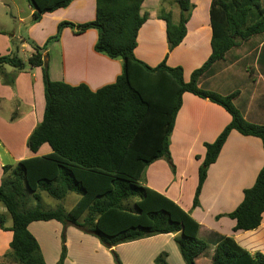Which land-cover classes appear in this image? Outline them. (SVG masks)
Returning <instances> with one entry per match:
<instances>
[{"label":"trees","instance_id":"1","mask_svg":"<svg viewBox=\"0 0 264 264\" xmlns=\"http://www.w3.org/2000/svg\"><path fill=\"white\" fill-rule=\"evenodd\" d=\"M27 1L35 23L44 13L66 7L72 0ZM142 1L95 0L92 20L80 24L59 22L55 34L42 45L31 42L34 51L27 64L42 69L45 107L26 145L36 152L46 143L50 151L2 168L0 202L11 218L9 253L20 264H46L28 225L49 220L95 236L111 249L114 264L121 261L112 247L156 234H174L185 264H197L199 257L208 255L210 245L198 237L200 224L173 200L142 182L143 171L154 160L165 157L172 166L169 136L185 92L220 105L231 117L214 141L204 143L193 206L199 204L209 165L217 159L232 130L260 138L264 149V124L248 121L234 105L239 90L220 94L199 86L200 78L230 49L264 32L261 1H210L211 53L187 81L180 66L170 67L165 59L150 66L136 57L138 31L147 18L140 14ZM176 1L180 8L177 23L172 22L169 13L161 15L169 50L183 40L189 17V0ZM64 27L76 34L90 28L97 30L94 49L121 61V73L115 82L93 91L84 83L70 85L50 79L43 52L51 41L59 40ZM3 65L19 71L25 62L14 53L5 54L0 55V69ZM42 192L57 200L69 192L79 197L69 209H47L40 203ZM30 200L35 201L34 205ZM263 212L264 164L253 185L243 190L240 203L225 215L235 221L233 231H247L260 225ZM5 221L6 215L0 213V228H7ZM62 248L57 264L64 263L65 240ZM154 262L169 264L163 252ZM210 264H264V255L250 254L228 235L215 245Z\"/></svg>","mask_w":264,"mask_h":264},{"label":"crops","instance_id":"2","mask_svg":"<svg viewBox=\"0 0 264 264\" xmlns=\"http://www.w3.org/2000/svg\"><path fill=\"white\" fill-rule=\"evenodd\" d=\"M210 1L189 0L186 34L177 46L169 50L166 23L161 15L169 13L172 22L177 23L180 18L177 1L143 0L140 14H146L147 18L138 31V43L134 50L136 57L150 66L165 59L166 65L170 67L180 66L184 80H189L191 72L200 67L211 53ZM260 1L264 6V0ZM24 3L26 9L20 10L19 1L0 0V30L5 32L0 33V55L13 54L14 48L17 51L19 46L26 47L30 51L29 56L34 51L29 44L24 43L22 36L15 37L22 42L20 45L12 42V35H16L22 24L27 23L29 26L27 37L42 45L55 34L59 22L80 24L95 16V0H72L66 7L44 13L34 23L31 21L33 9L27 0ZM96 39L97 30L94 28L76 34L69 27H64L59 40L51 41L43 52L50 79L70 85L84 83L93 91L115 82L121 73V61L97 52L94 49ZM251 39L230 49L222 60L231 55L232 64H235L243 57L253 58V64L249 66V75L253 80L250 96L246 104L240 103L242 91L239 90L234 105L248 121L264 124V36L254 42H250ZM249 42L252 44L246 47ZM27 59H24L22 70L18 71L10 65H3L0 69V182L3 166L14 165L18 160L50 151L46 143L36 152H31L26 145L28 136L41 121L45 107L42 69L27 64ZM222 60L215 62L212 67L219 65ZM218 69L220 71L215 74L202 76L199 86L220 94L234 91H218L216 87H207V82L227 71L229 65ZM237 78L241 76L232 73L221 81L230 86ZM230 120L229 113L220 105L190 92L183 93L169 136L172 166L165 157H161L146 166L142 173L144 185L173 200L200 224L198 237L211 248L207 256L197 259V264H210L215 245L228 235L250 254L260 252L264 255V212L260 225L247 231H233L235 221L225 215L240 203L243 190L253 185L264 164L260 138L242 135L236 130L229 133L217 159L207 169L199 204L193 206L198 167L205 154L204 143L214 141ZM9 227L0 228V264H19L9 253L12 238ZM63 228V224L56 220L33 221L28 225L39 243L46 264H57L61 248L59 235ZM65 228L67 253L64 264H114L109 249L96 237L73 225ZM173 239L172 233L156 234L118 244L112 249L117 252L121 264H155L154 258L162 252L169 264H185ZM93 248L102 249L106 259L101 260Z\"/></svg>","mask_w":264,"mask_h":264},{"label":"rangeland","instance_id":"3","mask_svg":"<svg viewBox=\"0 0 264 264\" xmlns=\"http://www.w3.org/2000/svg\"><path fill=\"white\" fill-rule=\"evenodd\" d=\"M17 1H19L20 10H25L26 9V5L24 3V0H17ZM28 28H29V26L27 25V23L26 24H22V25L19 26L18 30L15 32L16 35L15 36L12 35V42H14L15 45H17V44L20 45L22 43V42L20 43L19 40H17L18 38H15V37H19V36L24 37V43L29 44L31 47H32L31 42L36 43L31 37L30 38L27 37V29ZM0 33L4 34L5 32L0 30ZM9 34H10V32H9ZM263 36H264L263 32L259 33V34L252 35L250 37V38H252L250 42H254V41L262 38ZM250 42L247 43L245 46L246 47L250 46L252 44ZM14 53L18 57H20L21 59L24 60V59L28 58V56L30 54V51H28L26 49V47H24V46L23 47L19 46L17 51H16V48H14ZM227 56L228 57L225 60H222L220 63H218L219 65H215L214 67H212V69H210V71L208 73L209 75H206V76H210L213 73L215 74L216 71H220L218 69L220 66H228L229 65V69H227V71L223 72L222 74H218L216 77H214L215 79H211L210 81H208L207 82V85H208L207 87H211V86L212 87H216V89H219L218 91H227V89H229V90H240V91H242V95L240 97V103L242 101L244 104H246L247 100H248V98L250 96V89H251V86H252L251 82L253 81V80L251 81V75H249V72H251V69L249 68V66H252L253 58L251 56L243 57L238 63L232 64L233 58H231V55H227ZM244 69L247 71L246 73H245ZM232 73L237 74V77L241 76V78L235 79L230 86H226L221 81V79H224L225 77L230 76ZM241 74H243V75H241ZM248 80H250V82ZM78 197L79 196L76 193L69 192L65 196L64 199L57 200V199H54V198L48 196L46 193L42 192L41 193V200H40L41 202L40 203L42 204V206L44 208H47V209L48 208L49 209H54L57 206H63L65 209H69L72 206V204L74 203V201ZM34 203H35L34 200H30V205H32V204L34 205ZM0 213H4L6 215L5 225L6 226H11V218L6 213V210H5V208H4V206H3V204L1 202H0ZM65 229L63 228L61 234L59 235L60 236L59 242L61 243V245H60L61 246L60 254H61V250L63 249L62 248V241H64L66 239L65 238L66 237V235H65L66 230ZM63 238H64V240H63ZM173 242H174L175 246H177V244H176L174 239H173ZM65 249H66V253H67L66 245H65ZM93 250L95 251L96 248H93ZM114 252L117 254L116 251H114ZM95 253H97V256L101 257V260H105L106 259L103 256L102 249H97L95 251ZM60 254H59V257H60ZM109 255L111 256V258L114 259L113 253L111 252V249H109ZM117 256H118V254H117ZM59 257H58V259H59ZM19 264H20V262H19Z\"/></svg>","mask_w":264,"mask_h":264}]
</instances>
